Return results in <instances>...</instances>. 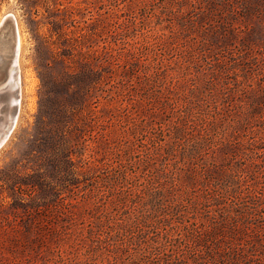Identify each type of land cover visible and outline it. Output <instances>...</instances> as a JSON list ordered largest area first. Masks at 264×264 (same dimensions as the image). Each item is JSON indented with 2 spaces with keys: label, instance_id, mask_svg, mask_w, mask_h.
I'll return each instance as SVG.
<instances>
[{
  "label": "rangeland",
  "instance_id": "1",
  "mask_svg": "<svg viewBox=\"0 0 264 264\" xmlns=\"http://www.w3.org/2000/svg\"><path fill=\"white\" fill-rule=\"evenodd\" d=\"M8 14L0 264H264V0H0Z\"/></svg>",
  "mask_w": 264,
  "mask_h": 264
},
{
  "label": "water",
  "instance_id": "2",
  "mask_svg": "<svg viewBox=\"0 0 264 264\" xmlns=\"http://www.w3.org/2000/svg\"><path fill=\"white\" fill-rule=\"evenodd\" d=\"M9 25L11 28V45H10V60L13 59V56L16 54L18 50V39H19V27L18 21L13 14L4 20L2 25L0 26V38L4 36L6 33L5 27ZM0 41H2L0 39ZM2 55V53H1ZM2 65V63H0ZM18 98L19 93L18 90H10V89H0V150L6 145L8 140L10 139L15 127H16V117L19 113V106L17 104L11 105L9 104L10 98Z\"/></svg>",
  "mask_w": 264,
  "mask_h": 264
},
{
  "label": "bare ground",
  "instance_id": "3",
  "mask_svg": "<svg viewBox=\"0 0 264 264\" xmlns=\"http://www.w3.org/2000/svg\"><path fill=\"white\" fill-rule=\"evenodd\" d=\"M10 16V14L6 15L4 19L0 22V26L4 22L5 19H7ZM6 33H4V40L0 41V89H10V90H18L19 97L18 98H10L9 104L14 105L17 104L19 106L20 111V101H21V89H20V73H19V58H20V52H21V38L19 33V39H18V50L16 54L13 56V59L10 60V45H11V28L9 25L5 27ZM19 31V30H18ZM1 53H5L8 60H4L2 58ZM19 115V113H18ZM18 115L16 117V124L18 121Z\"/></svg>",
  "mask_w": 264,
  "mask_h": 264
},
{
  "label": "trees",
  "instance_id": "4",
  "mask_svg": "<svg viewBox=\"0 0 264 264\" xmlns=\"http://www.w3.org/2000/svg\"><path fill=\"white\" fill-rule=\"evenodd\" d=\"M95 56H97V55H95ZM178 130H179V128H178ZM180 138H181V136H179L178 133H177V134L174 136V139H173V140H174L175 142H177V140H180ZM193 147H194V146H193ZM196 148H197V146H196ZM196 148H191V149H188L187 151H185V153L183 154V158H185L186 156L189 157V156L195 155V153H197V150H198V149H196ZM150 161H152V159H150ZM94 171H98V167H95ZM106 182H107V181H105V179H103V180L101 181V183L98 182V186H97V187H99V185L106 186V185H105ZM103 186H102V187H103ZM102 187H101V189H102ZM101 189L98 188V190H97L99 194L101 193ZM110 194H111V192H110ZM162 197H163V196H162ZM117 199H118V201H119L120 203H122V201L125 200V199H122L121 197H117L115 200H117ZM161 201H164V197H163V199H161ZM159 206H162L161 202H160ZM144 219L146 220V222L149 221V217H146V216H145Z\"/></svg>",
  "mask_w": 264,
  "mask_h": 264
}]
</instances>
